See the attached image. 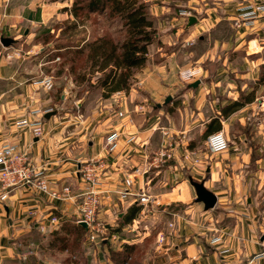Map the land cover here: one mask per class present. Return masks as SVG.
<instances>
[{
	"label": "crops",
	"instance_id": "crops-1",
	"mask_svg": "<svg viewBox=\"0 0 264 264\" xmlns=\"http://www.w3.org/2000/svg\"><path fill=\"white\" fill-rule=\"evenodd\" d=\"M261 1L151 0L150 11L161 33L166 34L161 37L162 46L169 52L163 54V48L157 47L155 54L161 61L145 70L148 73L140 80L141 86L133 88L127 97L124 92L117 94L122 96L120 109L143 108L125 118L116 117L114 111L110 114L114 105L106 102L98 117L59 112L58 106L68 99L66 89L60 92L55 85L47 88L41 83L45 73L40 63L27 69L34 62L33 55L38 58L41 47L33 54L10 58L6 50L14 47L3 46L0 147L17 145L55 188L70 185L78 192L77 170L95 157L105 158L111 166L110 186L120 188L129 177L134 181L133 192L149 188L158 205L144 209L136 197L129 196L119 206L115 200L104 215L112 219L118 210L117 220L110 221L129 229L138 222L165 229L172 251L166 264H264V17L241 28L233 25L238 13L251 10ZM33 5L42 15L34 19L33 14L31 26L22 30L24 16L33 13ZM51 6L59 9L60 5L41 4V0H0V29L4 28L5 37L12 38L15 45L21 31L26 36L27 28L46 24V11ZM183 7L198 18L190 29L188 19L178 14ZM198 80L200 84L192 89L190 85ZM179 89L191 90L181 95L185 107H178L179 102L167 107L166 98ZM241 100L246 101L243 106L231 108ZM177 113L181 114L180 130L186 134L183 146L167 147L164 152L169 157L159 160L155 147L160 137L158 128L168 122L169 128L179 131ZM23 121H41L46 135L35 137L29 126L20 124ZM218 124L221 129L214 130ZM220 130L230 142L226 152L212 155L199 149L203 146L208 150L209 135ZM112 132L118 134L119 141L110 152L105 136ZM128 137L135 141L127 142ZM142 171L146 173L140 174ZM192 181L204 182L216 195L214 208L206 210L197 202ZM55 202L48 194L27 187L13 189L7 200L0 202V264H10L16 257L20 236L32 232L45 235L47 231H41L40 224H48L53 213L61 221L76 219L79 200ZM133 212L134 218L126 220ZM135 232L133 229L132 236L137 239H133L141 243L147 234Z\"/></svg>",
	"mask_w": 264,
	"mask_h": 264
},
{
	"label": "rangeland",
	"instance_id": "rangeland-1",
	"mask_svg": "<svg viewBox=\"0 0 264 264\" xmlns=\"http://www.w3.org/2000/svg\"><path fill=\"white\" fill-rule=\"evenodd\" d=\"M27 1H35V0H27ZM46 4L49 5H60L59 9L50 7L46 11V24H42L39 26H35L29 29V34L24 36V33L21 31L20 34V40L17 44H11L10 46H13L14 48H11L8 51L10 58L14 57L16 55H25L26 53L37 51L38 47H41V51L39 53L38 58L34 54L33 60L34 62H30V66H27V69L32 70L34 67L37 66V64H41L43 71L45 73L44 78L40 81H42L46 77L52 78V87L57 88L60 92L66 89L65 95L68 98L67 101L63 104H60L58 106L59 112L67 111L69 113L79 114L80 117H82V114L84 115H94L95 117L101 116V112L103 111V104H112L113 109H111L110 114H113L112 111H114L116 117L125 118L127 116H132V111H143V108L141 106H135L133 109H129L128 107L126 109L123 108L120 109L119 107L122 106L120 96L117 94L120 92H124L126 97L127 94L130 93V91L133 88H137L138 86H141L140 82L141 79H144L147 77L148 70L145 71L148 67L156 66L157 63L155 61H161V56L159 54H155V51L158 48L162 47L163 54L168 53L166 47L162 46V39L161 37L165 38V35L163 32L161 33L160 27L158 26V20L152 15L151 5H153L151 0H141L145 2L147 5V12L152 20H154L155 27L158 30V33L156 35V40L149 46L148 48V61L142 68L134 69L133 75L131 76V81L128 90H120L116 91L113 94H111L108 97L104 96L103 88H100L98 86V81L100 76H102L101 72H96V68L92 69L90 67L92 65V61L88 59V52L89 47L88 44L94 42L98 38L104 36V35H110L112 38L120 39L124 36V29L122 28L123 25L120 22L118 18H109L106 13H98L95 12L91 15H87L85 12H80L78 17H75L73 13L71 12V8L73 5L74 0H41ZM263 1L256 4V6L251 7V10H248L246 12L238 13L234 17V27L235 28H241L244 25H249L251 22H253L255 19H259L261 17H264V13L257 11V17L254 19H251L250 17L246 16L252 11L257 10V6L261 5ZM35 6V5H33ZM251 6V5H250ZM35 8L33 11L34 18L38 19L42 12H38L39 9L37 6L32 7ZM41 8V7H40ZM38 12V13H37ZM27 13L24 16V26H28V24L31 26L32 21H28V15ZM61 15L60 17L58 16ZM179 16L184 19H188L191 16H195L194 12L192 10H189L188 8H181L178 12ZM59 17V19L57 18ZM196 17V16H195ZM239 18L242 20L240 23V26H237V20ZM162 19V18H161ZM198 18L196 17V20ZM56 20V21H54ZM171 22V19L169 20ZM187 22V29L192 28V26L195 25L192 24L191 26L188 25ZM167 33H169V29H166ZM165 31V32H166ZM0 35H5L4 28L0 29ZM30 35V38L27 39V37ZM163 35V36H162ZM26 38V39H25ZM25 40V41H24ZM0 49H3V44L0 41ZM83 50L82 53L78 54L77 51ZM77 53V54H76ZM7 55V53L5 52ZM36 58V59H35ZM38 61V62H37ZM158 62V63H159ZM29 65V64H28ZM33 65V66H32ZM160 66V65H159ZM195 68V67H193ZM193 68H189L190 70ZM194 70V69H193ZM82 74H86V77L84 80H82L80 77ZM44 84V83H43ZM200 84V83H199ZM45 85V84H44ZM46 86V85H45ZM191 86V85H190ZM47 87V86H46ZM49 88V87H47ZM192 88V87H191ZM193 89V88H192ZM191 90H184L181 91V89L175 91L172 96H168L166 98V101L168 98H170V104L165 101V105L167 107L170 105H173V103H176L178 107H185L186 104L183 103V99L181 95L187 93ZM144 93V92H143ZM116 95V96H115ZM78 99V105L74 102L73 99ZM125 98V97H124ZM195 95L191 98V102H194ZM76 99V100H77ZM75 100V101H76ZM182 100V101H181ZM193 100V101H192ZM168 103V104H166ZM192 105V103H191ZM123 107V106H122ZM166 107V106H165ZM177 107V108H178ZM193 108V105L191 106ZM183 111V110H182ZM192 112V111H191ZM82 113V114H81ZM177 116H179V119L176 120L177 127H179V131L173 130L169 128V123L164 122L161 123L158 128V133H160V137L157 140V144L155 147H158V155L156 156L161 160V158H168L169 155L164 152L165 149L168 147L173 148L178 143L179 146H183L182 142L185 139L186 134L182 133L180 130L181 127V114L177 113ZM131 121V120H130ZM175 122V121H174ZM133 123V120H132ZM188 134L191 133L187 132ZM111 134H117V133H109L105 136L106 141V147L110 151L111 145L108 143V137L111 136ZM46 135V134H45ZM190 136V135H189ZM188 137V136H187ZM127 142L135 141L134 137H128L125 139ZM167 140V142H165ZM118 146V145H117ZM178 147V146H177ZM117 148V147H116ZM202 151H209V149H204V147L199 148ZM156 150V151H158ZM113 152V151H110ZM208 153L211 154L209 151ZM111 154V153H110ZM213 155V154H212ZM98 164L103 160L105 161V166L97 171V177L103 176L105 177V180L102 184L99 186L96 185V189L99 191V196L101 197L98 203V209L95 215V221L91 223V226L89 229H85V234L83 236H79L78 234L73 233L70 235V239L68 242V246L64 247V242L62 239H56L57 241H54L53 243V237L50 236L49 232L53 230V228H57V226L64 222L61 221L60 218L56 213H53L49 217L48 224L47 223H41L40 224V230L41 228H44L46 234L43 235V233L38 232H32L28 235L20 236L17 240V255L14 259H11L10 264H166L169 256V253L172 254V251L170 250V244L167 243V234L166 230L158 227H155L151 225L150 223L148 226H145V224H141L138 222V224L134 227V225L130 226V229L126 226H117L113 225L112 221H116L117 218L115 215H117V212L113 213L112 219L107 220V217L104 215V210L106 207L112 206L113 202H118V206L121 205L123 200H125V197L122 196L121 191L126 189V179L129 177L124 178L122 184L120 185V188H116L113 186H110L108 175L111 170V166H109V163L106 161L105 158H91L82 164H80L77 172H78V181L80 183L78 192H76L72 186L70 185H64L63 187L55 188L52 186V183L49 181V186L51 191L56 192H63L64 188H70L72 195H74V200H79V207H78V216L76 219H74L72 222H76L80 225V219L84 218V206H85V191L86 186L84 183H82V178L80 175H82L80 172L83 169V167L90 163L91 161H97ZM140 171V170H136ZM147 170L146 172H148ZM145 171H142L140 174H143ZM145 172V173H146ZM48 178V177H47ZM22 188V187H21ZM147 193L154 196L149 188L146 187L143 188ZM140 188L136 193H140ZM48 196L53 200V203L56 204L55 201L63 202L67 201V199H61V198H54L52 195L48 194ZM116 196V198H115ZM73 199V198H72ZM71 200V199H69ZM68 200V201H69ZM55 206V205H54ZM142 207V206H141ZM143 208V207H142ZM52 211V210H51ZM56 217L58 219L57 223L52 224V218ZM131 217V216H130ZM112 220V221H110ZM70 221V220H67ZM72 224V223H70ZM88 225V224H87ZM44 226V227H43ZM173 226L172 224L169 225V227ZM52 228V229H51ZM159 228V229H158ZM135 229L136 232L139 233H146L147 235L145 238L142 239L141 243L137 242V236H132V230ZM159 230V231H158ZM42 231V230H41ZM120 232V234H119ZM95 236V239L92 240L91 236ZM115 238L113 239V237ZM142 235H139L140 237ZM59 237L61 238H68L65 233L59 234ZM124 237V238H121ZM143 237V236H142ZM135 238V239H133ZM127 241H125V240ZM127 246L132 248H127ZM169 262V261H168ZM9 264V262H8Z\"/></svg>",
	"mask_w": 264,
	"mask_h": 264
},
{
	"label": "trees",
	"instance_id": "trees-1",
	"mask_svg": "<svg viewBox=\"0 0 264 264\" xmlns=\"http://www.w3.org/2000/svg\"><path fill=\"white\" fill-rule=\"evenodd\" d=\"M71 12L78 17L80 12L91 15L95 12L106 13L109 18H118L123 25L124 36L120 39L104 35L88 44V59L92 61V69L101 72L98 86L103 88L104 96L108 97L116 91L128 90L133 70L142 68L148 61V48L156 40L158 33L147 12V5L141 0H74ZM35 19V18H34ZM83 50L77 51L78 54ZM76 53V54H77ZM86 74L81 75L84 80ZM246 102H234L231 108L234 110L243 106ZM221 129L218 124L214 130ZM138 209H136L137 211ZM139 211V210H138ZM135 212L126 220L133 219ZM72 223V224H70ZM65 233L68 238H61L59 234ZM73 233L80 237L85 234V229L72 221H64L57 228L49 232L50 236L62 239L64 247L68 246L69 237ZM127 248H132L127 246ZM123 264V263H122Z\"/></svg>",
	"mask_w": 264,
	"mask_h": 264
},
{
	"label": "built area",
	"instance_id": "built-area-1",
	"mask_svg": "<svg viewBox=\"0 0 264 264\" xmlns=\"http://www.w3.org/2000/svg\"><path fill=\"white\" fill-rule=\"evenodd\" d=\"M263 3L257 6V10L250 12L246 16L254 19L257 17V11L264 13V0ZM242 20L239 18L237 20L236 25L240 26ZM52 78L46 77L42 82L47 86H52ZM21 125L29 126L32 130V133L37 138H43L46 134L45 127L41 121L35 122H27L23 121L20 123ZM118 134H111L108 137V143L110 147V151H113L119 141ZM207 147L211 154L218 155L226 152L230 147V142L223 130L213 132L209 135L207 139ZM100 160L86 164L81 170V178L82 183L85 184V206L83 208L84 218H81L80 221H84L88 224V229L91 226V223L95 221V215L98 209V203L100 200L99 191L96 189V185L99 186L105 180L99 176L97 177V171L100 170V167L105 166V161ZM126 189L121 191V194L125 199L129 196L136 197L139 204L144 208H150L151 206L158 205L157 198L147 193L145 190L141 189L140 193H136L132 191L134 181L131 178L126 179ZM27 187L33 190L43 192L46 194L52 195L54 198L61 199H74V195H72L70 188H64V191L59 193L56 191H51L49 186V181L43 170L37 168L33 164H31L27 153L23 152L17 145L15 144H4L0 147V202H4L8 199L10 192L15 188ZM58 219L56 217L52 218V224L57 223ZM44 227V226H43ZM44 228H41L44 231ZM96 235L91 236L92 240H94ZM264 237V235H263ZM115 236L113 237V239ZM263 247H264V239H263ZM264 254V252H263Z\"/></svg>",
	"mask_w": 264,
	"mask_h": 264
},
{
	"label": "water",
	"instance_id": "water-1",
	"mask_svg": "<svg viewBox=\"0 0 264 264\" xmlns=\"http://www.w3.org/2000/svg\"><path fill=\"white\" fill-rule=\"evenodd\" d=\"M29 20H33V13H30L29 15ZM196 17L195 16H191L189 18V22L188 25L191 26L192 24H194L196 22ZM29 29L27 28L25 31V34H28ZM13 39L9 38V37H2L1 38V43L3 44V46H10L13 43ZM199 80L194 82L193 84H191L192 88H196L199 85ZM170 100V98L167 99L166 102H168ZM192 185L196 190V195H197V202L199 203H203L205 206L206 210H210L212 208L215 207L216 202H217V197L216 195L208 190L205 185L204 182H195L192 181ZM80 225L83 226L85 229H88V225L86 222L81 221Z\"/></svg>",
	"mask_w": 264,
	"mask_h": 264
}]
</instances>
